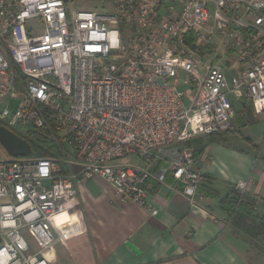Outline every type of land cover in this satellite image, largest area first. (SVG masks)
<instances>
[{
	"label": "built area",
	"instance_id": "obj_1",
	"mask_svg": "<svg viewBox=\"0 0 264 264\" xmlns=\"http://www.w3.org/2000/svg\"><path fill=\"white\" fill-rule=\"evenodd\" d=\"M232 98L264 114V0H0V122L64 152L0 156V264H50L53 221L96 178L156 217L170 171L194 204L193 141L232 130Z\"/></svg>",
	"mask_w": 264,
	"mask_h": 264
},
{
	"label": "crops",
	"instance_id": "obj_2",
	"mask_svg": "<svg viewBox=\"0 0 264 264\" xmlns=\"http://www.w3.org/2000/svg\"><path fill=\"white\" fill-rule=\"evenodd\" d=\"M232 104L231 131L193 141L203 148L197 167L206 178L194 204L170 171L147 199L156 217L121 201L102 178L91 180L81 186L78 204L53 221L58 241L47 253L50 264H264V251L232 226L228 200L246 182V195L257 200L250 218L264 215V114L234 98Z\"/></svg>",
	"mask_w": 264,
	"mask_h": 264
},
{
	"label": "trees",
	"instance_id": "obj_3",
	"mask_svg": "<svg viewBox=\"0 0 264 264\" xmlns=\"http://www.w3.org/2000/svg\"><path fill=\"white\" fill-rule=\"evenodd\" d=\"M3 126L0 122V127ZM17 136L25 140L30 144L32 148V158H57L59 157V151L57 146L54 144V141L50 138L49 134L44 130L32 131L29 130L26 133H19L13 131ZM223 134H213L205 138H211L218 140V137H221ZM194 146L195 149V158L196 160L199 157V154L203 151L201 147ZM173 175V174H172ZM169 174L166 175L165 181L168 180ZM206 179V178H205ZM178 187L181 188V185ZM202 185L199 187V189ZM198 189V190H199ZM237 192V191H236ZM213 197H217L216 195ZM240 194L237 192L235 198H228L231 205L230 215H231V224L234 229L243 234L245 237L250 239V241L259 249L264 251V246L261 247L259 244V238L264 239V215H257L255 218H250V212L254 211L256 208L257 200L251 199L248 195H243L240 198ZM241 199V200H240Z\"/></svg>",
	"mask_w": 264,
	"mask_h": 264
},
{
	"label": "water",
	"instance_id": "obj_4",
	"mask_svg": "<svg viewBox=\"0 0 264 264\" xmlns=\"http://www.w3.org/2000/svg\"><path fill=\"white\" fill-rule=\"evenodd\" d=\"M0 146L4 149L8 156L13 158L32 155V148L30 144L4 126L0 127ZM127 246L135 253H140L131 243H127Z\"/></svg>",
	"mask_w": 264,
	"mask_h": 264
},
{
	"label": "rangeland",
	"instance_id": "obj_5",
	"mask_svg": "<svg viewBox=\"0 0 264 264\" xmlns=\"http://www.w3.org/2000/svg\"><path fill=\"white\" fill-rule=\"evenodd\" d=\"M89 5H90V4H87L86 2H80V3L77 4L76 7H85V6H89ZM17 106H18V101H13L12 104H11V108H10V110H11L12 112L15 111V109H16ZM0 148H1V146H0ZM60 152L64 154L63 151L59 150V158L61 157V153H60ZM2 154H3L4 157H6V156H5V155H6V152H4V150L1 148L0 156H2ZM123 163H125V164H134V165H135V164H138V165L141 164V162H140L139 160L135 159V158H129V159H127V160H126L125 162H123ZM254 211H255V210H254ZM251 217L255 218L256 216H255V215H252ZM25 236H26V235H25ZM26 239H27L29 242H31V246H32V248H34L33 240H32L29 236H26ZM259 244H260L261 247L264 246V239H263V238H259ZM33 250H35V248H34ZM260 250H261V249H260Z\"/></svg>",
	"mask_w": 264,
	"mask_h": 264
}]
</instances>
